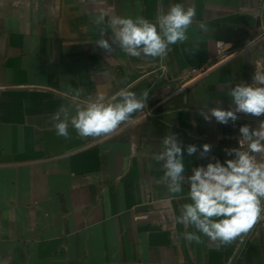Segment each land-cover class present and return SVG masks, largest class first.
Returning a JSON list of instances; mask_svg holds the SVG:
<instances>
[{
	"label": "crops",
	"instance_id": "obj_1",
	"mask_svg": "<svg viewBox=\"0 0 264 264\" xmlns=\"http://www.w3.org/2000/svg\"><path fill=\"white\" fill-rule=\"evenodd\" d=\"M175 3L195 5L196 16L188 41L164 58L95 44V14L154 21L161 5ZM205 21L207 32L198 27ZM195 67L207 74L175 93ZM256 68L264 70V0H0V264H230L246 234L224 247L207 237L186 242L181 234L194 228L174 217L189 202L188 185L170 198L153 154L174 133L186 176L233 158L224 151L239 147L232 133L199 112L206 100L229 109L231 87L251 83ZM126 85L150 90L152 116L134 121L133 113L101 137H79L71 126L69 139L56 134L51 116L71 102L69 86L84 89V102ZM237 115L253 129L264 121ZM204 143L212 150L200 158ZM235 264H264V219Z\"/></svg>",
	"mask_w": 264,
	"mask_h": 264
},
{
	"label": "clouds",
	"instance_id": "obj_2",
	"mask_svg": "<svg viewBox=\"0 0 264 264\" xmlns=\"http://www.w3.org/2000/svg\"><path fill=\"white\" fill-rule=\"evenodd\" d=\"M195 16V5L186 7L181 3L170 5L167 11L161 5L154 21L143 16L99 14L95 17L98 36L95 44L106 53L114 52L115 45L131 57L164 58L171 50L170 45L188 41L187 32ZM198 27L204 32L209 30L206 21L199 23ZM109 31L111 36H107ZM217 44L223 51L228 47L222 42ZM149 91L145 88L137 93L126 85L111 96L97 93L95 98L88 97L81 102L84 89L69 86L66 95L71 94V102L61 105L51 116L56 134L69 139L71 126L82 138L111 135L129 122L133 113L147 108ZM228 96L231 100L229 109L209 108L210 100H206L199 115L206 121L214 118L224 125L235 124L238 113L264 116V70L256 68L252 82L236 84ZM239 133V147L224 150L226 156L233 158L223 163L217 159L206 166L194 167L189 176L185 175L182 142L174 133L163 137L160 148L153 154V159L163 169L161 181L166 184L170 198H178L185 182L188 185L189 202L180 206V214L174 219L186 229L194 228V231L181 234L189 244H200L202 237H207L219 242V247L228 246L264 219V155L257 158V154H264V121L255 129L248 124L242 125ZM244 143L246 150L243 149ZM211 150L212 145L204 143L200 158ZM197 151L196 145L187 146L188 156Z\"/></svg>",
	"mask_w": 264,
	"mask_h": 264
},
{
	"label": "built area",
	"instance_id": "obj_3",
	"mask_svg": "<svg viewBox=\"0 0 264 264\" xmlns=\"http://www.w3.org/2000/svg\"><path fill=\"white\" fill-rule=\"evenodd\" d=\"M151 74L152 75H156L157 73L154 72V73H151ZM206 74H207V69L204 68V67H195V68H192L186 76L179 77V79H181V81H183V84L181 86H179L178 88H176L174 92L175 93L181 92L184 89V86L185 85H188L190 83V81L193 80V76H195V77H202V76H205ZM163 76H164V74L162 72L160 74V77H163ZM154 111H155L154 108L147 107L144 111L138 113V115L136 116V118H135L134 121H140L142 119H146V118L152 116L154 114ZM247 120H248L247 117L238 115V120L235 122V124H232L230 122L231 123V126H232V130H233L232 137L234 138V140L236 141V143L238 144V146H239V139H240L239 128H240V126L245 125V123H246ZM125 124L126 123L122 124L119 127V129L121 127H124ZM243 149L244 150L247 149L246 143L243 144ZM199 166H201V165H199ZM203 166H206V165H203ZM191 174H192V170L190 172V175Z\"/></svg>",
	"mask_w": 264,
	"mask_h": 264
},
{
	"label": "water",
	"instance_id": "obj_4",
	"mask_svg": "<svg viewBox=\"0 0 264 264\" xmlns=\"http://www.w3.org/2000/svg\"><path fill=\"white\" fill-rule=\"evenodd\" d=\"M96 16L97 15L95 14L91 18H93L95 20ZM221 125H222V128H223V130L225 132H228V133H232L233 132L231 123H229L228 125H224V124H221ZM250 233H251V230L245 235L244 239L240 243V245H239V247H238V249H237V251H236V253H235V255H234L233 259H232V261L230 262V264H235L237 258L239 257V255H240V253H241V251H242V249H243V247H244V245H245V243H246V241H247V239H248V237L250 235Z\"/></svg>",
	"mask_w": 264,
	"mask_h": 264
}]
</instances>
